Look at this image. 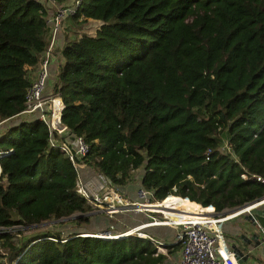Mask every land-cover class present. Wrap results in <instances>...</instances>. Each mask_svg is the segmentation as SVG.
<instances>
[{
  "label": "trees",
  "instance_id": "obj_1",
  "mask_svg": "<svg viewBox=\"0 0 264 264\" xmlns=\"http://www.w3.org/2000/svg\"><path fill=\"white\" fill-rule=\"evenodd\" d=\"M46 15L40 0H0V120L23 108L25 65L46 46ZM72 19L75 33L84 20L100 21L94 33L67 38L59 74L61 118L88 142L84 160L117 185L142 166L140 184L156 202L147 207L167 216L264 197V182L243 178L236 162L264 176V0H80ZM48 136L39 119L0 134V245L9 264H161L180 249L173 241L158 251L136 232L83 230L17 244L15 225L90 220L77 169L47 147Z\"/></svg>",
  "mask_w": 264,
  "mask_h": 264
},
{
  "label": "built area",
  "instance_id": "obj_2",
  "mask_svg": "<svg viewBox=\"0 0 264 264\" xmlns=\"http://www.w3.org/2000/svg\"><path fill=\"white\" fill-rule=\"evenodd\" d=\"M79 2L80 0H73L71 5L55 9L51 17L46 15V46L40 53L36 63L25 65L29 84L25 90L23 108L18 113L0 120V125L16 117H18L17 121L10 125L23 120H42L49 129L47 147L60 149L71 160L78 174L77 191L85 196L87 202L94 207L95 210H105L111 214L114 211L126 210L122 208L126 206V203H137L139 207L148 206L147 204H154L156 202L149 201L152 196L151 190L140 186L135 193L140 200H147L149 202H140L136 199L130 201L123 191L124 185L112 183L91 161L84 160V156L89 152L88 142L83 135L75 134L62 121L61 116L64 103L60 97L58 84L59 74L64 64V57L62 54V46H64V44H60V20L64 14H74ZM48 87H50V89H48ZM2 130H0V134ZM220 149L225 152L230 151L226 141ZM209 151L210 149L207 150V152ZM236 162L239 163L244 170L241 173L243 178H255L256 180L264 182V176L246 172L245 159H237ZM82 169H88L89 173H83ZM138 205L135 204V208H138ZM252 205L256 207L264 206V197L260 198ZM150 206H152L150 207L151 209L158 208V206ZM248 209L237 211L233 214H229L228 209H214L209 213H204L207 215L195 213L201 215V218L187 219L173 223H163L169 216H167L164 211L159 210V212L162 213L160 218L151 216L152 218L149 222H142L118 234L124 233L128 235L129 233L136 232L139 236H150L149 233L142 231L140 227L170 224L176 227L174 241L181 243L178 252V264H240L235 258L234 251L224 236L222 222L238 214H244ZM3 229V227H0V231ZM115 235L116 234H107L104 236L113 237ZM153 240L157 243L158 248L163 244L160 240Z\"/></svg>",
  "mask_w": 264,
  "mask_h": 264
},
{
  "label": "rangeland",
  "instance_id": "obj_3",
  "mask_svg": "<svg viewBox=\"0 0 264 264\" xmlns=\"http://www.w3.org/2000/svg\"><path fill=\"white\" fill-rule=\"evenodd\" d=\"M40 1L43 2L47 10V16L49 17L52 16V13L55 11V9L61 8L66 5H71L73 3V0H40ZM72 15L73 14H69V15L64 14L62 19L60 20L59 37L61 40L60 41L61 45L63 44L65 45L67 38L79 36V34L81 33V30L83 29H85V31L87 32L94 33L96 27L100 24L99 20H93V19L84 20L82 24L83 26L81 27L83 29L79 28L80 30L78 29L79 31L77 30V33H75L74 30L75 28H77V24L74 23L72 19ZM63 47L64 46H62V48ZM17 119L18 117L12 118L9 122L7 121L5 123H2L0 125V128H1L0 130H2L3 128L5 129L6 127L10 126V124L17 121ZM86 171L87 169H82L83 173H85ZM143 171L144 169L142 166L137 168L133 172L131 179L128 181L129 184L128 185L126 184V187L123 186V191L125 192L126 196L129 197L128 199L130 201H133L134 199L140 202L151 201V197L149 201H147V200H140L138 196L135 195V190L138 187L142 186L140 184V177L142 176ZM151 202H154V201H151ZM137 207L138 208L134 207L135 209L126 207L129 210L117 211L116 213H113V214H109L105 210L97 211L93 207L91 210V213H93L94 215L92 214V217L90 218L89 223L81 224V225H77L75 222H73L71 218L50 220V221H46L43 223L33 224V225H28V226L15 225L13 226L14 240L16 241L17 244H19L21 242H25L31 236L38 234V233H42V232H51V233L58 232L62 236H65L73 231H80V230L85 231L82 234H91L93 236H97L95 235L96 233L107 235L106 232H104V230H109L110 234H116L115 236H113V237H116L117 235H120L118 233L129 230L141 224L142 222H149L152 218L151 216H156L157 218H160L162 216V213H160L158 209H153V208L151 209L150 207H147V206H144V207L137 206ZM136 214H139V216H141V217H137L138 219H141V220L135 224V223H132L130 220L138 216ZM161 219H164V218H161ZM165 220L167 222L173 223L174 221L172 220H179V219H176V218L168 219L167 217V219ZM94 227L95 228L101 227V228L93 232L88 229V228H94ZM168 227L170 228L172 233L170 232V234H165L163 231H166V230L169 231ZM146 229L149 230L148 232L149 234H154L155 237H157L158 239H161L162 241L164 240V242L166 241L173 242L175 240L176 227L174 225H170V224L153 225V226L149 225L145 227V229H143L142 231L147 232ZM122 236H126V235L123 233ZM102 237L109 238L106 236H102ZM157 250L161 252H166L165 251L166 248L162 246H160V248H158L157 246ZM0 260H2V262L4 261L3 264H9L8 258H7V249L2 247L1 245H0ZM178 263H179V255L176 252V253L169 254L167 258L164 260V262L161 264H178Z\"/></svg>",
  "mask_w": 264,
  "mask_h": 264
},
{
  "label": "water",
  "instance_id": "obj_4",
  "mask_svg": "<svg viewBox=\"0 0 264 264\" xmlns=\"http://www.w3.org/2000/svg\"><path fill=\"white\" fill-rule=\"evenodd\" d=\"M257 200L229 209L230 211L239 207L249 208H246L248 211L244 213L245 222L242 231L238 233L236 240L230 245L234 251L235 258L240 264H244L250 257H255L256 252L264 249V206L256 207L252 205ZM72 217H75V215H71L68 218ZM104 232L110 234L109 230H104ZM119 236H122V234L116 237ZM261 253L264 254V250ZM260 264H264V262Z\"/></svg>",
  "mask_w": 264,
  "mask_h": 264
},
{
  "label": "crops",
  "instance_id": "obj_5",
  "mask_svg": "<svg viewBox=\"0 0 264 264\" xmlns=\"http://www.w3.org/2000/svg\"><path fill=\"white\" fill-rule=\"evenodd\" d=\"M48 89H50V87H48ZM88 173H89V170L87 169V171L85 172V174H88ZM126 184L128 185L129 182L126 183ZM126 184H124L125 187H126ZM136 191H137V189L135 190V193H136ZM127 198H129V197L127 196ZM126 207L127 206H123L122 208L128 210ZM129 208H131V207H129ZM166 208H171V207H166ZM239 208H241V207H239ZM239 208H236L234 210H230L228 213L229 214L236 213L237 209H239ZM118 211H121V210H118ZM122 211H125V210H122ZM171 211H176V209L175 210H171ZM116 212L117 211H114L111 214L116 213ZM209 212H211V211H209ZM209 212H207V213H209ZM92 214L93 213H91L90 218L92 217ZM188 214L190 216H187L186 214H182V213H178L177 212L175 214H170L168 218H171V219L176 218V219H179V220H183V219L193 218L194 216H200L201 217V215H196V214H191V213H188ZM136 215H138V216H136L134 219L130 220L132 223H135V224L141 220V219H138L137 218V217H141V216H139V214H136ZM203 215H207V214H203ZM244 217H245L244 214H238V215H236L234 217H231L229 219H226V220H224L222 222L223 233H224V236H225L227 242L229 243V245H231V243L234 242V240H236V237H237L238 233H240L242 231L243 224L245 222ZM179 220H172V221H174V222H176V221L177 222H180ZM163 223H170V222L164 221ZM145 227H147V226L140 227V229L143 230V229H145ZM100 228L101 227H99V228H95L94 227V228H88V229L93 232L95 230L97 231V229H100ZM148 232H149V230H147V233ZM163 232L165 234H170V232L172 233V231L170 230V228H169V231L166 230V231H163ZM175 234H176V232H175ZM151 235H153V236H151ZM151 235L150 236L153 239H156L158 241L159 240L162 241L161 239H158L157 237H155L154 234H151ZM153 241L155 242V240H153ZM162 242H163V244L169 243L168 241L164 242V240ZM160 246L165 247L164 245H160ZM263 250L264 249H261L260 252H256L255 253V257H250L244 264H260V263L264 262V254L261 253V251H263ZM176 252L178 253L179 250L175 251L174 253H176Z\"/></svg>",
  "mask_w": 264,
  "mask_h": 264
},
{
  "label": "bare ground",
  "instance_id": "obj_6",
  "mask_svg": "<svg viewBox=\"0 0 264 264\" xmlns=\"http://www.w3.org/2000/svg\"><path fill=\"white\" fill-rule=\"evenodd\" d=\"M135 204L136 205H138L137 203H126L125 205L129 208V207H131V208H134V207H136L135 206ZM139 206V205H138ZM246 208H248V207H246ZM246 208H243V207H241V208H239V209H237V211H243V209H246ZM135 209V208H134ZM236 211V212H237ZM192 217V216H191ZM202 217V216H201ZM200 216H194L193 218H201ZM193 218H188V219H193ZM184 220H187V219H184ZM182 221V220H181ZM97 235H99V236H104V234H97Z\"/></svg>",
  "mask_w": 264,
  "mask_h": 264
}]
</instances>
